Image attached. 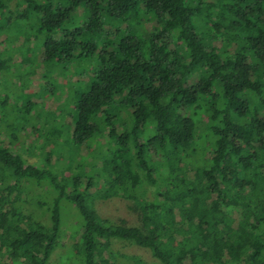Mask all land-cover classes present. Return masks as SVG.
Segmentation results:
<instances>
[{
  "label": "trees",
  "instance_id": "trees-1",
  "mask_svg": "<svg viewBox=\"0 0 264 264\" xmlns=\"http://www.w3.org/2000/svg\"><path fill=\"white\" fill-rule=\"evenodd\" d=\"M21 1L17 19L44 35L42 63L91 64L67 119L68 154L110 144L95 152L92 175L59 176L0 143V264H52L63 200L78 211L80 239L71 244L80 264H147L123 245L148 250L150 264H264V0ZM7 7L0 0L3 29ZM203 128L211 132L205 154L193 146ZM102 173L116 196L135 203V224L110 223L93 208L90 189ZM160 180L169 192L146 198ZM22 182L46 195L36 204L47 222L23 213Z\"/></svg>",
  "mask_w": 264,
  "mask_h": 264
},
{
  "label": "rangeland",
  "instance_id": "rangeland-1",
  "mask_svg": "<svg viewBox=\"0 0 264 264\" xmlns=\"http://www.w3.org/2000/svg\"><path fill=\"white\" fill-rule=\"evenodd\" d=\"M23 9L24 4L21 0H8L7 13L11 17L8 16L10 23L5 25L7 29H3L4 22L0 21V58L2 60H5L6 57L12 59L10 63L9 61L6 63L7 70L0 74V143L7 145L26 164L49 169L59 176L66 173L71 174L74 171H80L85 176L92 175L95 168H99L95 152L100 154L101 150L107 149L110 143L102 139L99 141L97 149L88 144L82 149H72L71 154H68L70 148L66 145L71 130L67 123V119L71 117L70 108L86 88L91 64L88 61L79 62L76 60L65 63H42L41 44L45 41L44 35H39L36 32L35 24L31 26L28 25L27 20L17 19L16 15ZM76 17L78 20L81 18L80 15ZM199 28L209 35L208 29L200 25ZM109 30L110 27L107 26L104 33ZM146 30H148L147 27L144 28V31ZM118 38L119 35L113 38V41L116 42ZM165 42H169V38H165ZM218 50L219 52L223 51V49ZM180 54L181 51H178V55ZM62 56L59 49L57 58L60 61L64 59L61 58ZM80 74L82 76H78ZM26 103L29 105L27 112L22 109ZM115 112L116 106H113L111 113ZM121 119V130H125V122H127L125 113L122 114ZM206 120L204 117L201 118L200 128L203 127ZM117 121L114 119V124ZM53 127L64 134L61 133L60 138L58 136L48 137L47 132ZM203 130L204 128L197 131L198 146L197 144H193V146L196 149L200 147L199 151L205 154L207 152H205V148L209 146L210 141L208 135H211V132L203 133ZM61 141H64L65 148ZM95 142L96 140L93 144ZM46 157L50 158V166H46ZM164 171L163 168L161 175L166 177ZM99 178L94 183V187L90 189L93 195L91 202L99 217L113 224H135L137 221L135 203L116 196L111 188H108L107 182L102 181L106 178L103 173ZM22 187L25 188L24 193H26L25 202L22 203L23 213H33V216L47 222L48 213L45 211V206L39 207L36 204L39 198L46 197V195H42V189L40 187H36V189L30 184L26 186L24 182H22ZM164 188L165 185L160 180L154 189H146L145 196L151 199L157 189L169 192ZM80 191H82L81 187L78 188V192ZM40 202H42L41 199ZM60 217L63 229L62 239L60 246L51 257L52 264H80L77 253L71 244V240L78 236L74 232L75 224L79 223L78 211L73 205L63 200L60 202ZM260 230H264V227ZM116 247L117 249L121 248V253L126 256L136 257L147 264L152 261L151 255L146 249L133 245Z\"/></svg>",
  "mask_w": 264,
  "mask_h": 264
}]
</instances>
